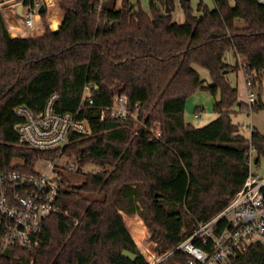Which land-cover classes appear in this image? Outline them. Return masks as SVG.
<instances>
[{
	"label": "trees",
	"instance_id": "obj_1",
	"mask_svg": "<svg viewBox=\"0 0 264 264\" xmlns=\"http://www.w3.org/2000/svg\"><path fill=\"white\" fill-rule=\"evenodd\" d=\"M181 2L183 23L174 20V0H149V11L141 0H66L62 25L45 24L42 34L29 37L13 36L0 9V172L58 153L76 166L61 171L62 211L45 221L40 247H7L0 264H149L128 222L138 214L135 201L145 197L140 214L165 254L227 207L249 176L251 148L256 161L262 160L264 134L254 128L248 136L233 121V114L249 106L228 75L243 69L252 77L257 100L250 108H264V3ZM229 51L236 56L233 64L226 59ZM198 67L208 70L210 82ZM87 84L97 105L127 95L133 116L102 120L95 107L80 109ZM199 89L216 99L217 115L195 127L184 111ZM55 93V110L80 112L91 132L72 133L62 148L26 145L16 130L21 120L16 108L38 113ZM89 165L95 168L85 171ZM70 172L82 177L73 181ZM129 204L125 224L120 211ZM145 242L159 253L149 231ZM125 249L137 258L125 257ZM186 259L176 251L160 264ZM234 263L264 264V245H251Z\"/></svg>",
	"mask_w": 264,
	"mask_h": 264
},
{
	"label": "built area",
	"instance_id": "obj_2",
	"mask_svg": "<svg viewBox=\"0 0 264 264\" xmlns=\"http://www.w3.org/2000/svg\"><path fill=\"white\" fill-rule=\"evenodd\" d=\"M259 1L264 3V0ZM10 2L23 5V24L31 36L39 34L45 19L43 13L48 19L52 6L59 7L60 16L63 13L61 0H1L0 9L4 15ZM42 5L46 8L43 13L40 11ZM174 6L183 10L181 0H174ZM48 22L52 25L49 19ZM244 78L247 102L252 107L257 100L255 81L245 73ZM91 87V84L85 85L80 109L95 107L102 120L107 115L119 119L133 116L127 95L116 96L112 105H97ZM58 98V93L50 96L45 108L38 113L23 105L16 108L17 115L21 117L16 130L23 143L40 150H52L66 146L76 131L91 132L89 121L80 118V112L59 113L55 110ZM199 114L195 113L196 116ZM248 128L251 132L254 129ZM255 156L251 148L249 176L227 207L186 232V237L173 251L154 256L149 264H160L176 251L186 254L184 264H235L234 259L251 245H264V171L261 170V161L257 162ZM21 168L0 172V257L7 247H40L45 221L62 211L59 198L65 184L61 171H71L76 166L58 153L53 159L39 158L33 164L23 161Z\"/></svg>",
	"mask_w": 264,
	"mask_h": 264
},
{
	"label": "rangeland",
	"instance_id": "obj_3",
	"mask_svg": "<svg viewBox=\"0 0 264 264\" xmlns=\"http://www.w3.org/2000/svg\"><path fill=\"white\" fill-rule=\"evenodd\" d=\"M62 1H66V0H61V2ZM205 1L211 7L213 6L212 0H205ZM231 1L234 2V0H231ZM193 2H194V4H196V2H198V0H193ZM141 6L144 10L149 11L150 10L149 0H141ZM57 7L58 6H56V8ZM175 9H176V7H175ZM51 10H52V8H51ZM9 17H10V15H9ZM11 17H13V16L11 15ZM173 17L176 20H182V18L185 17V13L183 10H178V8H177L173 12ZM6 21H8V20L6 19ZM51 21H52L53 26L57 25V24H54V22H53L54 20H51ZM45 24L49 25L47 18L44 19L43 25H41L42 29L39 31V34H42L45 31V26H44ZM49 26L52 28V25H49ZM39 34L36 33V35H39ZM231 52L232 51L228 52V55H230L229 56L230 59H232ZM198 69H199L203 78H207L208 80H210L209 72L207 69L202 68V67H198ZM232 80H233L234 84L237 83L238 94H239L240 98L245 101L247 99V93H246L245 84H244V80H243L242 76L240 75L239 78L236 79L235 74H232ZM214 101H215V98L212 96V94L210 92L203 90V89L197 90L186 101V106H185V111H184L186 121L191 123L195 127H202V126L208 124L209 122H211L212 120H214L216 118V115H217L214 111ZM196 106H199V107L201 106V108H203L200 111L199 116H195V113L197 112ZM232 118H233L234 122L244 125L243 130H244V133L246 135H248V136L250 135V130H248V125L251 122H254V124L258 127L260 132L264 134V108H261L258 110H253L252 108L244 109V111H242V112L233 114ZM260 166H261V170L264 171V157H262ZM94 168H95V166L89 165L85 168V171H89V170H92ZM70 173L72 175L71 178L73 181H77L82 177V175L78 174L77 172H70ZM144 198L145 197H143V195H142L137 201H135L139 204L138 214L136 215L135 220L128 219V222L130 223L132 229L134 230V232L137 236V241L135 240L134 237L133 238L136 241L137 245L139 246L140 250L142 251V253L146 256V258L148 260H151L155 255L160 256V255H163L164 253L159 254L162 250H161V246L159 245V243L157 241H155V238H154L155 237V230L152 228L151 223L145 217H143L140 214L141 209L144 208V205L141 202L142 200L143 201L145 200ZM130 206H131V204L128 205V208L125 211H122V210L120 211V214L122 215L124 222H125L124 214L128 211ZM142 218L144 219V221ZM185 221H187V217H185ZM125 224H126V222H125ZM186 229H188V227ZM148 231H149L150 238H153L155 244L157 245L159 253H156L155 251H153L152 248L150 247V245L145 242L146 235H147ZM167 253L168 252H166L165 254H167Z\"/></svg>",
	"mask_w": 264,
	"mask_h": 264
},
{
	"label": "crops",
	"instance_id": "obj_4",
	"mask_svg": "<svg viewBox=\"0 0 264 264\" xmlns=\"http://www.w3.org/2000/svg\"><path fill=\"white\" fill-rule=\"evenodd\" d=\"M21 7H22V5H21V3H19V2H10L8 5H7V12H6V14H5V17H6V19L8 20L7 22H8V27H9V30L11 31V33H12V35H14V36H23V37H29V36H31V35H29L27 32H26V28H25V25L23 24V18H22V11H21ZM9 12H12L13 13V17H12V19L9 17ZM8 13V14H7ZM50 14H51V11L48 13V19L50 20V22L52 23V21H51V19H50ZM55 17H56V19H55V22H54V24H57V25H54L53 26V24H52V28L53 29H57V28H59L61 25H62V23L64 22V19H65V15H64V13H62V15L60 16H57V15H55ZM185 18L186 17H184V18H182V20H176V19H174L175 21H177V22H179V23H183L184 21H185ZM42 27V26H41ZM42 29V28H41ZM231 55H232V59H230V55H228V53H227V56H226V59H227V61L229 62V63H231V64H233V63H235V61H236V56H235V54H234V52L232 51L231 52ZM232 74H235V77H236V79H238L239 78V76L241 75L242 76V78H243V80H244V84H245V78H244V72H243V69H241V70H239V71H236V72H232V73H230L229 75H228V77H229V79H230V81H231V83L234 85V86H237V83L236 84H234L233 83V80H232ZM258 74V73H257ZM258 76V75H257ZM260 76H261V79H262V98H263V101H264V70L263 71H261L260 72ZM206 79V81L207 82H210L211 81V79L210 80H208L207 78H205ZM258 84V83H257ZM245 89H246V87H245ZM257 92V91H256ZM247 93V92H246ZM239 99H240V101H244V100H242L241 98H240V96H239ZM215 101H216V99H215ZM215 101H214V103H215ZM245 103H247L248 104V102H247V99L244 101ZM248 106H249V108L251 107L249 104H248ZM197 107V106H196ZM201 107V106H200ZM198 112V111H197ZM196 116V115H195ZM248 126H251V127H253V128H256V129H258V127L254 124V122H251ZM248 130H250L249 128H248ZM259 130V129H258ZM260 131V130H259ZM250 134H251V131H250Z\"/></svg>",
	"mask_w": 264,
	"mask_h": 264
},
{
	"label": "water",
	"instance_id": "obj_5",
	"mask_svg": "<svg viewBox=\"0 0 264 264\" xmlns=\"http://www.w3.org/2000/svg\"><path fill=\"white\" fill-rule=\"evenodd\" d=\"M167 6H168V9L166 10V12L169 13V12H171V9L169 8V3H168V2H167ZM22 7H23V5H22ZM45 10H46L45 6L42 5L41 8H40V11L43 13V12H45ZM21 13H22V12H21ZM13 36H14V35H13ZM77 187L79 188L80 185H77ZM122 254H123L125 257L130 258V259H135V258H137V256H138L137 253H135V252H133V251H131V250H128V249L123 250V251H122Z\"/></svg>",
	"mask_w": 264,
	"mask_h": 264
},
{
	"label": "bare ground",
	"instance_id": "obj_6",
	"mask_svg": "<svg viewBox=\"0 0 264 264\" xmlns=\"http://www.w3.org/2000/svg\"><path fill=\"white\" fill-rule=\"evenodd\" d=\"M55 8H56V5L52 6V10H51V14H50V19L54 20L53 22H55V19H56L55 15L59 16V7H57L56 9ZM9 13H10L9 14L10 17H11V15L13 16L12 12H9ZM11 19H12V17H11Z\"/></svg>",
	"mask_w": 264,
	"mask_h": 264
}]
</instances>
